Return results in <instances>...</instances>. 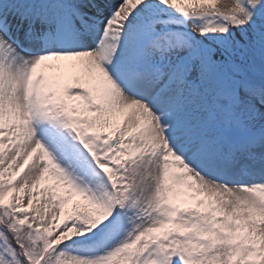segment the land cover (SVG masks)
Returning <instances> with one entry per match:
<instances>
[{"label":"snow or ice","instance_id":"obj_1","mask_svg":"<svg viewBox=\"0 0 264 264\" xmlns=\"http://www.w3.org/2000/svg\"><path fill=\"white\" fill-rule=\"evenodd\" d=\"M0 264H264V0H0Z\"/></svg>","mask_w":264,"mask_h":264}]
</instances>
